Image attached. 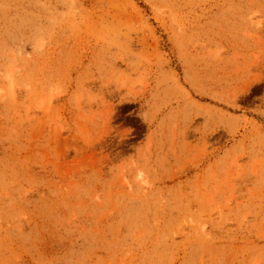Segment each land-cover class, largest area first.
I'll use <instances>...</instances> for the list:
<instances>
[{
  "label": "rangeland",
  "instance_id": "1",
  "mask_svg": "<svg viewBox=\"0 0 264 264\" xmlns=\"http://www.w3.org/2000/svg\"><path fill=\"white\" fill-rule=\"evenodd\" d=\"M0 264H264V0H0Z\"/></svg>",
  "mask_w": 264,
  "mask_h": 264
},
{
  "label": "bare ground",
  "instance_id": "2",
  "mask_svg": "<svg viewBox=\"0 0 264 264\" xmlns=\"http://www.w3.org/2000/svg\"><path fill=\"white\" fill-rule=\"evenodd\" d=\"M11 93H13V92H11ZM41 105V104H40Z\"/></svg>",
  "mask_w": 264,
  "mask_h": 264
}]
</instances>
